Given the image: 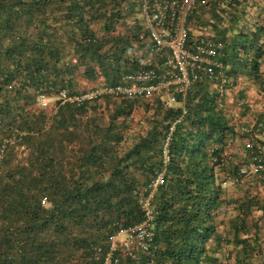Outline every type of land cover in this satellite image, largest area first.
I'll list each match as a JSON object with an SVG mask.
<instances>
[{
    "label": "trees",
    "instance_id": "obj_1",
    "mask_svg": "<svg viewBox=\"0 0 264 264\" xmlns=\"http://www.w3.org/2000/svg\"><path fill=\"white\" fill-rule=\"evenodd\" d=\"M220 5L210 1L209 7L216 42L224 46L225 89L241 76L258 82L264 23L253 33L237 31V18L220 17L217 10H226ZM140 6L141 0H0V264H105L111 238L147 220L135 192L148 195L163 172L166 184L154 194L150 236L132 249L119 243L113 264H264V199L250 192L236 201L224 198L227 179L241 183V168L254 150L218 109L220 99L228 108L218 89L195 86L181 123L180 109H165L159 98L157 105L146 104L153 114L149 129L124 153L119 147L140 100L115 105L103 126L83 123L100 100H59L64 91L72 98L84 95L78 92L82 79L102 76L104 85L116 87L125 75L155 68L158 59L142 65L136 48ZM41 97L57 98L49 128L43 110L29 111ZM57 143L73 155L59 158ZM254 146L264 151L262 144ZM21 147L29 151L25 166L16 163ZM253 180L264 185L259 178L246 181ZM226 207L233 213L223 233Z\"/></svg>",
    "mask_w": 264,
    "mask_h": 264
},
{
    "label": "built area",
    "instance_id": "obj_2",
    "mask_svg": "<svg viewBox=\"0 0 264 264\" xmlns=\"http://www.w3.org/2000/svg\"><path fill=\"white\" fill-rule=\"evenodd\" d=\"M209 5L208 0H141L140 11L135 14V18L139 21L142 31L135 43L141 48L140 57L144 59L142 65L148 59H158L155 68L125 75L116 87L103 85L81 96L72 98L64 91L60 93L59 100L62 104L67 102L82 104L85 101L110 97L116 100H140L153 105L159 98L165 109L183 111L182 116L176 120L177 123H181L187 114L185 108L187 97L195 86L206 84L211 90L218 89L220 97H223L228 83L225 66L221 62L224 58V46L213 41L210 22L203 24L195 14L199 6L210 8ZM45 99L41 97L39 101L43 106H47L44 103ZM237 105L242 107L244 103L241 101ZM218 109L230 114V110L221 99ZM174 129L175 126L171 130ZM169 141L170 138L164 152L166 163L170 161L167 152ZM246 147L254 152L248 165L241 168L240 179L264 180L263 148L259 146L256 149L253 141L248 142ZM238 183L239 180L234 177L227 179L224 185L236 187ZM165 184L166 175L163 172L152 181L149 186L151 192L148 195L147 191L142 189L135 192L147 220L138 228L132 231L121 230L117 236L111 238V251L105 264H113L111 256L119 243L126 249H132L136 242L144 246L146 238L150 236L147 226L154 218L152 207L154 194L158 187ZM47 203L48 200L45 198L42 204Z\"/></svg>",
    "mask_w": 264,
    "mask_h": 264
},
{
    "label": "crops",
    "instance_id": "obj_3",
    "mask_svg": "<svg viewBox=\"0 0 264 264\" xmlns=\"http://www.w3.org/2000/svg\"><path fill=\"white\" fill-rule=\"evenodd\" d=\"M208 1L209 3L210 1L212 3L221 2L220 7L224 9L226 8V10L223 11V13H221L220 10H217V13L219 14L220 17L225 15L229 18L232 13L233 15H235V17L237 18L236 20L237 24L234 26V29L237 31L244 30L248 33L249 32L253 33L257 30L259 26H261L264 23V0H235V2L237 1V5L235 4L230 5L232 0H208ZM211 12H212L211 8H206V7L203 8L199 6L195 14L197 15V17L202 23L208 24L210 22L212 39L214 42H216L215 31H213V25L215 21L212 19ZM226 21L227 20L225 18L222 21V24ZM130 23L132 24L133 22L129 21V24ZM223 27L228 28L229 26L223 24ZM122 28H124V26H120L117 32L119 33L120 31H122L123 30ZM234 34L229 31V35L231 38H233ZM136 48H138L137 45H136ZM136 53L138 54L139 50H137ZM259 76L260 77L263 76L262 70H260ZM244 79H247L246 76H241L240 79L238 80L239 83L236 84V86L234 87L231 86V88L229 89L228 88L229 85H228L227 88L225 89L226 94H225L224 99H225L226 104H228L227 106L228 109L230 110V114L228 113L227 115L231 117L232 121L238 126L237 130H239L242 135L247 136V139H245V145H247L248 142L253 141V144L257 143V144H262L264 146V93L260 92V95L254 101L252 98L248 99L246 97V92L240 89L242 85L240 84V82L244 81ZM82 81L93 83L94 87L98 86V88L105 84V79L102 76L97 77L96 80L94 81H89L86 79H82ZM250 81L255 82L257 80L252 78L250 79ZM242 98H244V100ZM105 101H106V98H105ZM122 101H125V100H122ZM241 101L244 103V105L242 107H239L237 104L238 102H241ZM237 142H241V141L239 140ZM238 144L244 145V143H238ZM230 188L232 187H229L228 190H225L226 195L224 196V198H226L228 201L230 200L236 201L246 196V191L238 190L237 191L238 195H235V196H240V197L238 199L234 197L232 198L228 192L231 193L234 190ZM258 190L259 192H261L260 194L261 196L262 194L264 195L263 183L261 187L258 188ZM231 209L232 207H229V208L226 207L222 210V212L224 213L223 216L226 217V218L221 217L222 220L228 218L227 222L229 221L230 216L228 215H231V213H233V212H230ZM226 250L227 249L224 248L221 251L220 256H222L226 252Z\"/></svg>",
    "mask_w": 264,
    "mask_h": 264
},
{
    "label": "rangeland",
    "instance_id": "obj_4",
    "mask_svg": "<svg viewBox=\"0 0 264 264\" xmlns=\"http://www.w3.org/2000/svg\"><path fill=\"white\" fill-rule=\"evenodd\" d=\"M210 32H211V28H210ZM262 70V75L260 80L257 81H253L251 82L250 79H244V81L240 82L241 87L240 89L243 90L244 92H246V97L248 99H253V101L255 99L258 98V96L260 95V92L264 93V65L261 68ZM95 89H98L97 87H94L93 83H88V82H84V81H80V86L78 89L79 93H86V92H91ZM242 92V91H241ZM109 101H105V98L101 99L100 101H98V103L92 104L93 107H96L95 112L93 110H91L89 112V119H85L84 120V124H86L87 122H90L91 120L93 121V124H98V125H105L108 122H110V116L114 111V107L115 105H117L118 103H121L122 100H116V99H111L109 98ZM242 100V99H241ZM44 103L47 104V106H43L42 103H40L38 101V103L29 108V111L32 114H39V112H41L42 110L45 112V116H46V124L47 127L52 125V121L54 116L56 115L57 111H58V104H57V98H46L44 100ZM156 104V102H155ZM157 105V104H156ZM153 118V114L152 112L147 111L146 108V104L142 101H140L139 103H137V108L135 109V111L133 112L131 118L127 121V123L129 124V130L125 132V136H124V142L120 145L119 147V152L124 153L126 152L129 148H131L136 142L137 140H139V138L141 136H145L147 130L149 129V123ZM120 121H123V119H121ZM85 139V138H84ZM86 141V140H85ZM77 142H75L73 144L76 145ZM57 145V153L59 158H63V157H70L73 155L72 150L69 149H62ZM72 147V145L70 146ZM74 151H76V149L73 148ZM29 156V151L25 149V147H21L16 155V163H20L21 166H25L27 159ZM70 159H66V161L64 163H67L68 161H70ZM14 165H17V164ZM67 165H65L64 167H66ZM67 170H69V168H64ZM70 171V170H69ZM67 171V172H69ZM262 185L261 181L259 180H253V181H244L241 182L239 185L237 184V187H232V186H228V185H224V189L228 190L229 187H232L230 189H233L234 191H232L231 193L228 192L231 197L238 199L240 196H235L238 195L237 191L238 190H243L246 191L247 194H249V192L251 193L250 196H258L260 199L264 198V195L262 194V196L260 195L261 192H259L258 188H260ZM47 209H49L51 207V204L47 203L46 205H44ZM232 215V214H231ZM229 216V215H228ZM257 217H259V215H256ZM223 218H226L225 216H222ZM233 217V216H232ZM228 219V218H227ZM227 219H223L224 223L227 222ZM228 229V225L227 223L221 227L220 231L221 232H225V230ZM233 236V235H232ZM122 241V240H120ZM226 247V252L221 256L222 260L225 259L226 253L230 252V249L234 248L232 245L230 246H225Z\"/></svg>",
    "mask_w": 264,
    "mask_h": 264
}]
</instances>
